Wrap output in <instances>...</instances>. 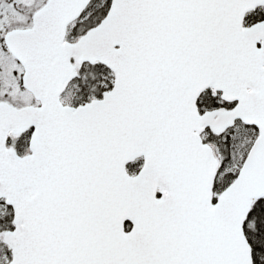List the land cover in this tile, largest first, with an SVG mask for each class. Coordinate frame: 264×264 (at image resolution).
Here are the masks:
<instances>
[{
  "label": "snow or ice",
  "instance_id": "obj_1",
  "mask_svg": "<svg viewBox=\"0 0 264 264\" xmlns=\"http://www.w3.org/2000/svg\"><path fill=\"white\" fill-rule=\"evenodd\" d=\"M0 264H264V0H0Z\"/></svg>",
  "mask_w": 264,
  "mask_h": 264
}]
</instances>
